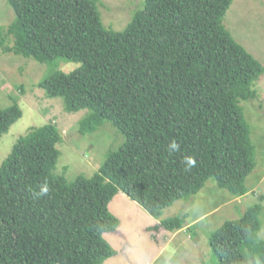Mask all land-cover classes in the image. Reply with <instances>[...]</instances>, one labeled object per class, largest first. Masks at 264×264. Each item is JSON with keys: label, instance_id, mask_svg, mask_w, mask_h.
<instances>
[{"label": "trees", "instance_id": "16d2710c", "mask_svg": "<svg viewBox=\"0 0 264 264\" xmlns=\"http://www.w3.org/2000/svg\"><path fill=\"white\" fill-rule=\"evenodd\" d=\"M6 1L15 19L0 29V47L49 67L78 65L37 89L67 114L105 121L123 143L91 178L69 182L54 174L57 126L20 138L0 167V264H104L116 256L104 236L120 224L108 209L120 192L154 219L211 180L235 199L248 194L257 151L240 105L257 99L264 68L224 27L234 0H142L122 32L105 28L97 0ZM22 116L16 101L0 109V139ZM45 184L48 194L34 195ZM263 211L258 204L210 235L212 264H264ZM187 219L152 230L178 232Z\"/></svg>", "mask_w": 264, "mask_h": 264}, {"label": "rangeland", "instance_id": "374dc122", "mask_svg": "<svg viewBox=\"0 0 264 264\" xmlns=\"http://www.w3.org/2000/svg\"><path fill=\"white\" fill-rule=\"evenodd\" d=\"M97 1L105 28L115 32L124 31L134 14L142 10V0ZM14 19L7 1L0 0V29ZM224 27L264 68V0H234L225 16ZM5 35L1 33L0 42ZM0 50V109H7L16 101L23 112L22 118L0 139V167L17 141L31 129L53 124L63 138L57 145L60 156L54 174L69 182L80 175L91 178L107 154L120 147L123 137L108 123L100 124L86 111L67 114L61 100L47 99L36 87L43 78L58 71L69 74L78 65L61 61L49 67L9 54L1 47ZM18 87H23L24 92ZM255 90L257 99L240 105L257 151L256 167L246 182L248 194L235 199L211 180L191 202L179 201L166 209L160 219H154L120 192L108 206L120 224L116 232L104 236L116 256L104 264H212L215 259L208 243L210 235L225 222L240 219L256 205L262 203L264 208V201L260 203V198H264V74ZM91 125H98L99 129L90 135L81 133ZM183 215H187V223L192 224L181 231L152 230L163 220ZM260 222L259 236L264 239V211Z\"/></svg>", "mask_w": 264, "mask_h": 264}, {"label": "clouds", "instance_id": "9594fccd", "mask_svg": "<svg viewBox=\"0 0 264 264\" xmlns=\"http://www.w3.org/2000/svg\"><path fill=\"white\" fill-rule=\"evenodd\" d=\"M171 147L173 149H175L177 147V145L173 142V144L171 145ZM186 162H187V164L189 166H191L192 164H194V161L191 158H188ZM48 192H49V188H48L47 184H45V185H42L40 187L39 192L34 193V195H36V196L47 195Z\"/></svg>", "mask_w": 264, "mask_h": 264}]
</instances>
